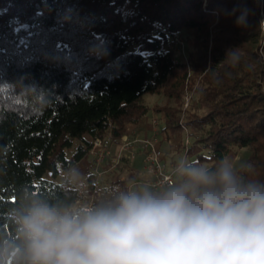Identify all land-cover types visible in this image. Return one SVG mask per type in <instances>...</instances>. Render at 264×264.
Segmentation results:
<instances>
[{
	"label": "trees",
	"instance_id": "trees-1",
	"mask_svg": "<svg viewBox=\"0 0 264 264\" xmlns=\"http://www.w3.org/2000/svg\"><path fill=\"white\" fill-rule=\"evenodd\" d=\"M263 20L264 0H0V264H28L19 210L71 206L65 175L90 182L92 140L111 132L118 145L146 123V93L166 97L161 142L179 138L185 159L208 166L245 148L236 164L264 180ZM175 32L187 60L168 47ZM120 167L99 205L138 180Z\"/></svg>",
	"mask_w": 264,
	"mask_h": 264
},
{
	"label": "clouds",
	"instance_id": "clouds-1",
	"mask_svg": "<svg viewBox=\"0 0 264 264\" xmlns=\"http://www.w3.org/2000/svg\"><path fill=\"white\" fill-rule=\"evenodd\" d=\"M175 176L94 207L32 200L17 217L28 264H264V180L251 164L182 159Z\"/></svg>",
	"mask_w": 264,
	"mask_h": 264
},
{
	"label": "built area",
	"instance_id": "built-area-1",
	"mask_svg": "<svg viewBox=\"0 0 264 264\" xmlns=\"http://www.w3.org/2000/svg\"><path fill=\"white\" fill-rule=\"evenodd\" d=\"M186 45V38L182 32H175L168 43V47L173 50L174 54L185 60H187ZM189 102L190 97L187 94L185 96L186 107ZM153 123L154 134L142 139L131 137L127 131L122 135L118 145H114L111 132L105 136H97L92 140L89 153L93 162V175L90 182L86 181L82 185L76 184L78 196L70 207L80 208L99 205L103 195V187L110 183V179H107V176L116 170L121 163L128 162L132 164L136 159L138 154L137 140H140L143 146V167L139 170L138 180L130 183L129 189L132 190L133 186L143 183L153 190H160L176 180L174 173L180 161L176 163L174 168L167 167L164 161V152L158 145L157 131L159 129L157 119H154ZM115 146L116 148H114ZM141 171L149 173L150 177L143 179L140 176ZM66 177L74 180L73 174Z\"/></svg>",
	"mask_w": 264,
	"mask_h": 264
},
{
	"label": "rangeland",
	"instance_id": "rangeland-1",
	"mask_svg": "<svg viewBox=\"0 0 264 264\" xmlns=\"http://www.w3.org/2000/svg\"><path fill=\"white\" fill-rule=\"evenodd\" d=\"M186 44H187L186 45V49H187V53H188L189 44H188L187 40H186ZM188 94H189V97H190V100H191L190 93H188ZM144 101L153 110L154 115H156L155 118L157 119V121L160 124V126L162 124H164V121H165L164 111H158L157 108L161 107L162 105H164V103L166 101V97L163 94H160V93H146L144 95ZM190 102H192V100ZM188 107H190V105H188L186 108H188ZM151 109H149L147 117L149 119V123L152 124L153 121L149 117ZM202 110L203 109H201L199 107L196 108V111L201 112ZM148 135L149 136L151 135L150 132L148 133ZM171 140H169L167 142H162V145H161V148L163 149V151L167 152L168 155H169V158L167 159V163H166L168 168H174L177 162L181 161L182 159H185L184 158V151L180 147V139L179 138H175V139H171ZM114 148H116V146ZM246 153H247V150L245 148H241V149H238L237 151L232 152L231 154H229L227 156V158H229V159L233 160L235 163H237L240 159H243L246 156ZM186 159L189 161V160H191V157L188 156V157H186ZM130 165L132 166V164H130L128 162L121 163L120 172L122 173V176L127 175ZM72 174H73L72 172L67 173L65 175V177L68 176V175H72ZM73 176H74L75 183L78 184V185H82L83 180L80 179V177L76 176L75 174H73ZM111 176H112V173H110L107 177H111ZM175 178L177 179L176 176H175ZM144 185H146V184H144Z\"/></svg>",
	"mask_w": 264,
	"mask_h": 264
},
{
	"label": "crops",
	"instance_id": "crops-1",
	"mask_svg": "<svg viewBox=\"0 0 264 264\" xmlns=\"http://www.w3.org/2000/svg\"><path fill=\"white\" fill-rule=\"evenodd\" d=\"M149 117H150V119H152V121H154V119H156L155 118L156 115H154V112H153L152 109H151V112L149 114ZM161 126H163V124ZM161 126L158 123V129H160ZM127 130H128V132H129V134H130L131 137L138 138V139H142L143 137L149 136L148 135L149 132L151 134L150 136H152L154 134V132H155V130H154V123H152V124L149 123L148 117H147L146 123H143L142 125H137L136 123H130L128 125ZM157 137H158V145L161 148L162 142H161L160 137H159V131H157ZM136 144H137V148H138V154H137L136 159L132 163V167H135V168H137V169L140 170L143 167V160L142 159H143L144 151H143L142 142L140 140H137ZM163 152H164V161H165V163H167V159L169 158V155H168L167 152H165V151H163ZM140 176L143 179H148L150 177V174L141 171L140 172ZM84 182H86V181H83V183Z\"/></svg>",
	"mask_w": 264,
	"mask_h": 264
}]
</instances>
